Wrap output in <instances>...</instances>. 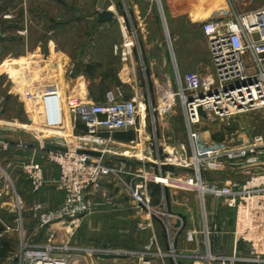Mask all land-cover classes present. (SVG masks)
<instances>
[{"label": "rangeland", "instance_id": "1", "mask_svg": "<svg viewBox=\"0 0 264 264\" xmlns=\"http://www.w3.org/2000/svg\"><path fill=\"white\" fill-rule=\"evenodd\" d=\"M133 1L141 6L153 5L157 12L158 10L160 12L159 0ZM128 4V0H0V137H3L2 139L6 137L2 141L8 142L9 146H12L13 141L18 139H22L26 144L32 143V140L35 139L67 147L75 145L92 147L96 150L105 151V160H110L117 166H125L124 168L129 170L127 166L132 160L133 162L137 161L136 164L133 163V166L136 167L139 158L134 154H140V151L135 150V148L132 151L133 146L128 147L126 149L128 152H126L112 147L115 143L110 138H105L101 143L82 140L79 135L59 128V123L50 127V129L57 131L47 130L49 128L44 127L39 134L34 133L35 138L32 137L31 133L34 131L28 129L26 125L29 122L26 119L22 103L23 101L29 102L34 107L43 109L41 106L44 103L42 97L49 92L44 88L53 89L56 82H60L63 88L60 91L61 96L67 97L64 89L70 86L68 77L71 73L60 67V61L55 56L56 54L62 56L61 53L69 58L72 72L76 71L83 75L81 71L85 64L90 63L93 66L94 71L86 77V82L95 85L94 92L96 94L94 97H97L99 84L103 83L104 86H108L116 82L115 71L118 65L122 63L118 53L120 54L128 38L132 40L131 49L139 63L138 79L142 88L137 93L128 91L124 93V97L135 98L140 105L138 118L139 122L145 125L144 129L141 128V135L148 137L147 141L151 144L152 151H154L155 146L160 148L165 146L170 149L171 145L186 139L180 99L178 95H174L178 88L173 72L174 66L168 54L169 52L173 54L177 43L178 50H181L184 55L186 54L188 60L194 61L198 65V72L205 79L213 77L207 39L201 31V24L205 20V15L202 17L198 13V22L191 24L187 29L174 31L168 29L169 36L167 37L165 25L162 26V20L159 19V24L156 27L152 23V14L144 13L142 17L146 23L145 29L149 32L146 33V39L150 42L147 45L149 52L145 54L139 46L142 37L136 29V25L133 24L127 7ZM106 7H112L116 15L128 16L130 21L127 26L128 29H120L116 21L113 22L112 19L110 20L112 24L108 27H105L103 22H98V14ZM223 18L220 20L223 21L225 19ZM50 46L53 49L51 52ZM51 54H54L53 57L50 56ZM22 57L28 58V62H31V68L24 74L25 76L20 77L23 72L20 74V71H11L7 68L12 63H19V59ZM9 59H13L12 62ZM142 59L145 66H142ZM187 71L196 70L188 69L180 73L183 74ZM105 72L110 73L107 82H100L102 80L100 77ZM29 81L34 82L33 85L31 84L34 90L30 91L33 98L27 100L24 99L23 95L22 99H19V94L16 92L22 88L29 89ZM102 88L100 89L102 90ZM172 95H174L173 107L166 112L162 109L158 111L157 106L162 105L167 96L171 97ZM93 101H98V99ZM64 107L67 106L64 105ZM66 109L68 110V108ZM67 112L69 118H72L69 110ZM241 126L246 128L245 132L240 130ZM200 127L204 137L227 141L231 144L240 143V141L247 140L255 134L264 136V116L259 112H252L236 116L229 122H223L205 113L200 119ZM140 143L143 145L141 148L143 147L142 151L144 152L147 149V144L145 145L146 142L143 141ZM9 149L8 147L7 150ZM0 150L2 152L7 151L3 150L2 147ZM8 157L7 154H0V166L2 168L0 218L5 223L4 226L0 227V264H15L16 262L15 255L21 233L17 230H7L8 232L5 234L3 232L6 226H11L14 229L18 227V223L15 221L18 203H20L23 216L25 235L42 239L43 230L40 235H33L35 222L30 216V208L36 201L43 202L45 207L50 208L60 201L52 199L51 189L48 186L44 187V185L50 184L49 182L45 183L39 190L33 191L23 170V163L19 170L13 163L3 161ZM46 166L49 167L50 165L46 164L44 168ZM148 170L152 174L154 173L153 168ZM223 175L224 173L213 174V177L220 178ZM122 177L125 181H129L127 175L123 174ZM45 178L49 180L51 177L45 175ZM114 182L115 184L119 183V187H122L118 180ZM40 193L42 194L41 200H39ZM153 197L157 204L153 203ZM162 197L161 192H156L154 196H151V203L159 207L161 219L164 222L156 221L160 222L162 232L166 233L165 213L167 207ZM121 198H123L120 200L123 203V208L115 206L116 200H113L111 204L101 205L92 214L81 218L77 222L74 235L70 238V244L91 248L116 247L128 250H136L135 248H139L138 251L144 250V246L150 237L147 232L135 230L138 223L134 220L137 211L123 187ZM207 200H212V203L208 204ZM166 201L169 205V200ZM204 215H206V224ZM233 229V209L228 207L221 198L207 195L203 206L198 196V264H246L240 259L229 260L234 254L237 258L247 256L244 244L235 243ZM63 237L66 240V234ZM164 237L165 239L168 238V236ZM169 237L171 245V242H174L173 229ZM186 248L189 247L186 246ZM150 250L155 254L151 259V264H189L193 260L187 257L191 252H183L184 255L179 251L172 252L170 248L167 250L162 249V247L158 249L156 244ZM127 262L128 260L125 259L116 260L108 256L85 254L84 258L81 256L73 258L71 264H126Z\"/></svg>", "mask_w": 264, "mask_h": 264}, {"label": "built area", "instance_id": "2", "mask_svg": "<svg viewBox=\"0 0 264 264\" xmlns=\"http://www.w3.org/2000/svg\"><path fill=\"white\" fill-rule=\"evenodd\" d=\"M201 31L207 39L213 77L205 79L198 71L176 73L178 88L174 95L180 99L185 140L171 145L170 149L155 146L152 151L149 145L144 152L140 150V154H134L139 159L133 170L105 160L102 150H98L101 156L78 152L79 149L96 150L92 147L66 146L65 151L43 147L34 149V156L22 165L32 190H39L49 182L62 195V199L51 208L40 201L32 204L30 216L35 222L33 235L44 231V237L40 240L25 235L18 203L15 218L18 227L15 230L20 231L21 237L15 264H71L73 258H84L85 254L125 259L128 260L126 264H151L155 254L150 248L138 251L70 244V236L81 218L92 214L101 205L112 203L113 196L110 195H105L103 200L92 198L106 178L121 183L137 213L143 216L137 223L136 231L150 227L154 218L164 222L159 207L151 203L152 182L195 190L203 206L206 195L221 198L234 210V241L236 244L243 243L247 250V256L237 258L234 254L229 260L264 264V136L255 134L240 143L231 144L204 137L200 127V119L205 113L223 122L252 112L264 116V7L253 12L235 13L223 21L205 20L201 24ZM130 41L129 46L132 45ZM124 46L129 47L126 41ZM23 95L27 100L33 98L29 90H25ZM174 95L167 96L157 110L166 112L171 109ZM42 98L44 112L49 114L52 110L56 113L50 116L45 113L48 126L57 125L60 122L57 114L61 108V94L54 90L45 93ZM65 103L73 121L79 120L85 127V133L79 135L82 140L100 138L104 141V134L127 130L141 134L139 103L135 98L123 97L118 90H106L101 101L84 102L72 96ZM240 130L245 132L246 128L241 126ZM0 144L3 150L9 147L6 141H0ZM46 164L57 170V174L49 180L44 174ZM161 164L172 165L175 170L163 171ZM152 167L155 168L153 174L148 170ZM201 171L208 172L207 176H203ZM220 173H224L223 177H213V174ZM123 174L128 176L129 181L124 180ZM165 214V231L170 236L173 229L171 213L166 210ZM205 220L206 215V224ZM55 223L69 226L68 238L63 242H56L57 230L51 229ZM5 230H10V227L6 226ZM196 234V230L190 229L185 231L184 237L192 242ZM170 249L175 252L174 242H171ZM189 257L193 259V264H198V253L193 252Z\"/></svg>", "mask_w": 264, "mask_h": 264}, {"label": "crops", "instance_id": "3", "mask_svg": "<svg viewBox=\"0 0 264 264\" xmlns=\"http://www.w3.org/2000/svg\"><path fill=\"white\" fill-rule=\"evenodd\" d=\"M128 1H129V4L127 5V7H128V11L130 13V16L133 19V24H134V26L136 25V29L139 31V33L141 34V37H142V39L140 40L141 42L139 41V46L145 54L149 52V51H147V45L150 44V42H148L146 39V37H147L146 33L148 34L149 32L146 31V29H145L146 23L144 22V19L142 17L144 13L145 14L147 13L148 15L150 13L152 14V23L154 24V26L157 27L159 24V19H161L162 20V26L164 24L165 29L167 31H168V29L171 31H174V30H178V29L179 30L187 29L188 27L191 26V24L198 22V13H199V16H202V17H204L203 15H205V17H204L205 20H220L222 17H224L225 19L224 18L223 19L226 20V19L231 18L233 16V14H235V13L253 12V11H256V10L264 7V0H159L160 12H159V10L157 12V10L155 9V7L153 5L141 6L139 3H136L133 0H128ZM107 9L114 11L112 7H106L104 10H107ZM186 13H187V15H185ZM112 21L113 22L116 21L118 27H120V29H122V30L125 28L128 29L127 26L130 24L129 23L130 21L128 20V16H125L123 14H121L119 16V15H116L114 13V16L112 17ZM112 21L109 20V21H105L103 23H104L105 27H108L110 24H112ZM176 45L178 46V44L177 43L175 44L173 54H171L170 52L168 54L170 59L172 60L173 66H174L173 72L175 73V76H176L177 72L180 73V72H183V71L188 70V69H195L196 71H198V65L194 61L188 60L187 55L186 54L184 55L181 50H178L179 48H177ZM131 46H129V47L123 46L120 54L118 53V56H119L120 60L122 61V63H120V65H118V67L115 71L116 82L113 85H111V84H109L108 86L102 85V87H103L102 92H101L102 95H100V96L98 95L96 97L99 99V101H101L103 99L104 93L108 89L118 90L122 93V95L124 97V93H126L128 91L133 92V93H137L142 88V85H140L139 79H138V77H139V75H138L139 63L137 61V58L135 57L134 51L131 49ZM49 50H50V52L53 50L52 46H50ZM54 54H55V50H54ZM54 54H51L50 56H52ZM61 54H62V56H60L59 54H56V56H55L57 58V60L60 61V67L64 68L68 72L70 71V73H71V74H69V77H68L69 82H70L69 83L70 86H68L67 88L64 89V92L67 95V97H72V96L78 97L84 102H92L93 100H96V98H94L90 94V85H92V84H87L86 75H84L82 72L81 73L83 75H81L80 73H77L76 71L72 72V70H70L69 58L64 53H61ZM57 55H59V56L57 57ZM22 58H26V57H22ZM48 58H50V57H48ZM146 58H147V56H146ZM9 60H11V59H9ZM12 60H11V62H12ZM26 60L28 61V58H26ZM51 60H53V58H51ZM49 61H50V59H49ZM141 62H142V66H145L143 59L141 60ZM30 68H31V65H30L29 69L24 72V71H21L19 69H16L14 67V63H12V64L8 65L7 69L11 70V71L12 70L20 71V74L23 72V74L20 75V77H21V76H25L24 74L26 72H28L30 70ZM211 68H212V66H211ZM212 71H213V68H212ZM147 76H148V74H147ZM103 77L104 76L100 77V79H102V80H100V82L104 81V83H106L107 78L104 77V80H103ZM28 83L30 84L29 89L22 88V89H20L21 91L18 90L16 92L17 94H19V99H22L23 92L25 90H29V91L34 90L32 87L34 82L29 81ZM44 89L48 90L49 92L56 90L60 94H61L60 91L63 90L60 82H56L53 89H50V87H45ZM67 97L61 96L60 105H63L62 106L63 109L60 106L61 108L59 109V112L57 114L60 118V120H59L60 122H59L58 127L64 129V131H67V132L71 131L75 135H80L83 133V130H85V127L82 124V122H80L79 120H76L74 122L72 118H69V114L67 112L68 110L66 109L67 107L66 108L64 107ZM22 103H23L26 119L29 122L27 124L26 123H22V124H26L28 129L30 128L31 130L34 131L33 133H31L32 137L35 138V136H33L34 133L39 134L41 129L43 130L44 127L49 128L47 130H52V129H50V127H53V126H48L49 124L47 123V118H46L47 113L44 112V110L41 107H39V108L34 107L29 102L23 101ZM52 113L56 114L55 112H53L51 110L50 113L47 114V116L48 115L50 116ZM140 124H141V128L143 127V129H144L145 125L142 124L141 122H140ZM52 131H57V130H52ZM113 134H111V135L104 134L103 136L105 138L110 136L111 141H113L115 143L112 145V147L117 148L121 151L122 150L126 151V149L128 147H132V146H133L131 148L132 151L134 148H135V150L140 151L143 149V147L141 148V146H143V145L140 143L142 141L144 143L146 142L145 145L147 144V146L151 145L147 141L148 137H144L143 134H142L143 136L140 134V135H137V137H136L137 133L135 132L136 138H134L133 140H130V141L116 139L113 137ZM2 138L3 137H0V141L6 139V137L4 139H2ZM90 140H93V141H96L99 143L103 142V140L100 138L99 139L91 138ZM34 141H36V140L35 139L32 140V143H30V144H26L22 139H18L17 141H13V145L9 146V148H10L9 150H7L5 152H2L0 150V154L4 153V154H7L9 156L8 158L3 159V161L6 160L9 163H13V165H15V167H17L18 169L21 168L22 163L27 162L36 153L34 149L37 148V146L34 144ZM20 142H22V145H18ZM0 147H1V144H0ZM131 150H129V151H131ZM126 152H128V151H126ZM120 153L123 154V152H120ZM104 156H105V151H104ZM130 162L131 163L127 166V168L130 170H133L135 168L133 166L134 165L133 163L136 164L137 161L133 162L131 160ZM46 167L44 168V174L46 175V177H52L53 175L57 174V170L54 166L50 165L49 167L48 166H46ZM123 167H125V166H123ZM153 170H155V168H153ZM114 181L115 180H111L109 178L104 179L101 183L99 190L93 194L92 198L94 200H103L105 195H110V196H113V200H116L115 206L123 208V203L120 201V200H123V198H121L122 188L119 187L118 184H115ZM45 186H48L51 189L52 199H55V200H61L62 199V195L59 192H57L56 190H54L53 187L51 186V184H46V185H44V187ZM172 189H174V190H172ZM156 192H159V193L161 192V194L163 196L162 200L165 201V205L167 207V210L171 213L170 222H171V226L173 228L175 251H179L180 253H183V252L184 253L185 252L190 253L191 252V254L193 252L198 253V192H196L195 190H192L190 188H176L173 186H166V185H162L159 183H154L153 188H151V194H152L151 196H154V194H156ZM41 195L42 194L40 193L39 194V196H40L39 200L42 199ZM154 200H155V198L153 197V199H152L153 203L157 204V202H155L156 200L155 201ZM166 200H169V205H168ZM130 202L133 205V202L131 199H130ZM207 202H208V204H211L212 200H207ZM140 217H143V216H140L137 213L134 220L136 222H138L139 219H142ZM156 220H159V219L154 218L150 227H148L147 229L141 230L143 232H147L149 234V237H150V240H148V242L146 243V245L144 247L151 249V247H154V245L156 244L158 249H161V247H162V249L165 248L167 250L170 248V240H169L170 237L167 235V233L162 232L160 222L156 221ZM4 224L5 223H4L3 219L0 218V227L2 225L4 226ZM26 225L28 226V224H26ZM51 229L57 230V238H56L57 243L63 242L65 240L63 237L64 234H66V239L68 238V235H67V231L69 230L68 225H63V223H55V224L51 225ZM190 229H194L197 231V234L195 236V240L192 242L186 241V239L184 237L185 231L190 230ZM11 230H15V229L10 226L9 231H11ZM75 231H74V233H75ZM7 232L8 231L5 230L3 233L5 234ZM40 232H37L36 235H40ZM74 233H73V235H74ZM72 236H70V238ZM164 236H166V237L168 236V238L165 239ZM43 237H44V235H43ZM43 237H42V239H43ZM165 240H166V243H165ZM186 246L189 248H186ZM135 249L138 250L139 248H135ZM186 249H189V250H186ZM187 257H189V256H187ZM189 258H191V257H189ZM191 261L192 262H190V263L193 264V260H191Z\"/></svg>", "mask_w": 264, "mask_h": 264}, {"label": "water", "instance_id": "4", "mask_svg": "<svg viewBox=\"0 0 264 264\" xmlns=\"http://www.w3.org/2000/svg\"><path fill=\"white\" fill-rule=\"evenodd\" d=\"M113 16H114V12L112 10L110 9L103 10L102 12L98 14L97 21L98 22L109 21L112 19ZM166 36L167 37L169 36L167 30H166ZM34 144L37 147H43L45 149H55V150H63V151L67 150L66 146H62V145H58V144H54L50 142H42V141L36 140L34 141ZM78 152L85 153L91 156H101L100 151L92 150V149H79ZM160 169L163 171H170V172L175 170V168L172 165H167V164H161ZM201 174L203 176H207L208 172L201 171ZM0 177H1V173H0Z\"/></svg>", "mask_w": 264, "mask_h": 264}, {"label": "trees", "instance_id": "5", "mask_svg": "<svg viewBox=\"0 0 264 264\" xmlns=\"http://www.w3.org/2000/svg\"><path fill=\"white\" fill-rule=\"evenodd\" d=\"M93 66L88 63V64H85L84 65V68L82 69V73L84 75H86V77L90 76L92 73H93ZM108 75H110V73L108 72H105V74H103L104 77L108 78ZM104 77H103V80H104ZM116 80V78H115ZM103 83L100 84V86L98 87V92H97V96L99 95H102V90L100 89L102 87ZM101 90V91H100ZM95 91V85L92 84L90 85V94L94 97V94H96ZM96 98V97H94ZM98 99V98H97ZM99 101V99H98ZM83 133H85V130H83ZM113 137L116 138V139H120V140H125V141H130V140H133L135 138V131L133 130H127V131H118V132H115L113 134ZM153 183H151V188H153ZM247 264V263H246Z\"/></svg>", "mask_w": 264, "mask_h": 264}, {"label": "bare ground", "instance_id": "6", "mask_svg": "<svg viewBox=\"0 0 264 264\" xmlns=\"http://www.w3.org/2000/svg\"><path fill=\"white\" fill-rule=\"evenodd\" d=\"M130 44H131V41L129 40V38L126 39V45L129 46ZM30 65H31V62H28V61L26 60V58H20V59H19V63H14V67H15L16 69L21 70V71H27V70L29 69ZM165 181H166V182H169L168 179H165Z\"/></svg>", "mask_w": 264, "mask_h": 264}]
</instances>
